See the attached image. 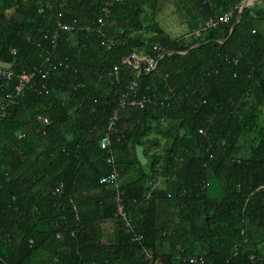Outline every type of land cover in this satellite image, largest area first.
Segmentation results:
<instances>
[{"label": "trees", "instance_id": "16d2710c", "mask_svg": "<svg viewBox=\"0 0 264 264\" xmlns=\"http://www.w3.org/2000/svg\"><path fill=\"white\" fill-rule=\"evenodd\" d=\"M243 1L109 0L105 15L106 0H0V65L16 76L0 77V264H264V0L232 30ZM167 2L182 36L157 19ZM155 45L168 54L153 73L122 63ZM22 72L36 76L10 98ZM123 94L154 104L118 110L110 165L99 141ZM113 170L118 188L100 185Z\"/></svg>", "mask_w": 264, "mask_h": 264}, {"label": "built area", "instance_id": "2783aa9c", "mask_svg": "<svg viewBox=\"0 0 264 264\" xmlns=\"http://www.w3.org/2000/svg\"><path fill=\"white\" fill-rule=\"evenodd\" d=\"M107 2V7L104 8V13L105 15H108L109 12V7L111 6V2H109V0H106ZM65 5V0H61V3L59 5V10L63 9ZM42 9L39 10V13H42ZM62 17V12L61 11H57V19ZM231 14H225L224 16H222L218 22H209L206 24L207 27H215L218 24H225L228 23V21L230 20ZM104 22V18L99 17L97 19V25H102ZM86 32H92L95 29L93 28V26L91 25H85L82 27ZM74 29L72 24L69 23H60L58 25V30L61 32H70ZM98 30V29H96ZM100 32V30H98ZM196 36L199 35V31H197L195 33ZM57 38V34L55 36L52 37L53 42H55ZM153 51L156 54L155 57L152 56H147L144 55L142 53H139L138 51H132L130 53L129 56H127L126 58L123 59L122 63L123 64H127L129 66L132 67V69L136 72L137 76L140 74H145L148 75L150 73H153L158 66L159 60L166 54H168V52H166L163 48L159 47L158 45H155L153 47ZM39 73V72H38ZM36 73H26V72H22L21 74H19L16 78L17 83L14 89V94L13 96H11L10 98H17L19 97V95H21L23 93V91L26 89L27 86H29L34 78ZM47 74L42 75V78L44 79L46 77ZM112 75H114V77L117 78L118 76V67L115 66L113 68V72ZM0 77L3 78L6 81H11L14 79V73L11 71L10 66H6V65H0ZM137 82H133L130 87H129V91H132L133 94H136V89H137ZM43 88H46V86H43ZM166 99V98H165ZM165 99H163L165 101ZM154 102L151 100V98H148L146 96H141L138 95L137 98L135 97H130L128 94H123L121 96V100L119 102V108L117 110H115L112 114V116H110V118L108 119V128L106 133L104 134V136L100 139L99 141V146L102 150L106 151L108 157H107V163L112 165L114 160H113V156H114V150H115V143L113 142V139H111L113 133H114V128L116 123L118 122V110L120 109H124L126 107H135V108H139V109H143L145 106L147 105H153ZM119 172L116 170H113L110 174H108L107 176L101 177L99 179V184L109 188V187H114V188H118V179H119ZM62 186H60L59 188H61ZM123 193H119L116 195V202H117V216L119 217V219L124 223V226L126 228V233L129 234L131 236V241L132 242H137L139 240L142 239L141 235L136 234L134 235V229H135V225L133 224V222L130 221V215L126 212L125 209V204L123 203V200L121 198V195ZM190 263H198L197 261L201 262L202 259H190L189 260ZM250 264H257V260L255 256H251L250 257ZM158 264H161L160 262H158Z\"/></svg>", "mask_w": 264, "mask_h": 264}, {"label": "rangeland", "instance_id": "374dc122", "mask_svg": "<svg viewBox=\"0 0 264 264\" xmlns=\"http://www.w3.org/2000/svg\"><path fill=\"white\" fill-rule=\"evenodd\" d=\"M166 6L162 8L158 15V21L159 23L165 28V31L170 34L172 37L176 36H182L186 33V26L184 24L179 25V22L181 21V18L179 14L175 11L176 8L171 3H165ZM251 5V4H250ZM249 6V5H248ZM183 13V12H182ZM187 15L189 13L185 12ZM149 159H151V156H149ZM135 175L130 174L126 176L121 183L128 184L134 179ZM120 183V184H121ZM162 183L159 186V189H162Z\"/></svg>", "mask_w": 264, "mask_h": 264}, {"label": "water", "instance_id": "95a60500", "mask_svg": "<svg viewBox=\"0 0 264 264\" xmlns=\"http://www.w3.org/2000/svg\"><path fill=\"white\" fill-rule=\"evenodd\" d=\"M255 0H244L242 5H241V8H240V11H239V16L236 20V22L234 23L233 27H232V30L234 29V27L236 26V24L238 23V20L244 10L245 7H247L248 5H250L251 3H253ZM135 154H136V158L138 160V162L142 165V166H145L148 162L147 158L145 157L144 155V148L142 146H136L135 147Z\"/></svg>", "mask_w": 264, "mask_h": 264}, {"label": "crops", "instance_id": "0c3cea01", "mask_svg": "<svg viewBox=\"0 0 264 264\" xmlns=\"http://www.w3.org/2000/svg\"><path fill=\"white\" fill-rule=\"evenodd\" d=\"M256 1V0H255ZM151 151H152V149H148L147 151H146V153H147V155H150V153H151ZM144 155H145V152H144ZM146 157V156H145ZM148 160V159H147ZM148 163V162H147ZM129 183V182H128ZM162 183V181H159L156 185H155V187H159L160 186V184ZM163 210V212L161 213V215H162V217H168V210H167V208L165 209V208H163L162 209ZM161 210V211H162ZM106 227H109V226H107L106 225Z\"/></svg>", "mask_w": 264, "mask_h": 264}]
</instances>
